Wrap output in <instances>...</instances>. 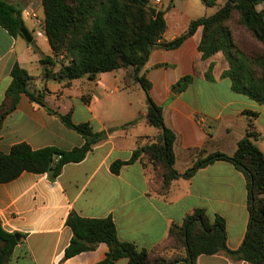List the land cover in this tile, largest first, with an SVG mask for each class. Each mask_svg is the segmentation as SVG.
Wrapping results in <instances>:
<instances>
[{
    "label": "crops",
    "instance_id": "obj_1",
    "mask_svg": "<svg viewBox=\"0 0 264 264\" xmlns=\"http://www.w3.org/2000/svg\"><path fill=\"white\" fill-rule=\"evenodd\" d=\"M4 1L18 7L21 13L23 10L29 13L21 17L33 42L26 41L23 35L13 36L0 26V105L11 82L10 69L17 62L34 76L29 82L32 91L48 90L43 99L48 108L58 114L71 110L75 123L89 122L94 131L105 132V137L94 144L82 161L64 165L54 180L47 173L23 171L16 178L0 183L1 227L19 235L6 264H95L103 260L108 252L104 242L93 250L64 257L72 237L66 218L72 211L84 217L111 216L120 240L151 248L166 237L171 223H180L192 209L203 208L209 216L218 213L225 218L227 245L237 248L249 220L248 187L243 173L228 161H215L198 169L189 179L174 180L170 192L160 196L149 191L148 176L139 161L122 166L117 174L111 172L113 161L129 159L136 147L158 132L145 121L143 90L137 86L126 88L120 69L121 73L112 70L99 73L95 80H82L79 87L65 80L73 97L80 102L82 115L76 118L74 104L61 110L59 102L70 95L51 85L52 77L43 78L44 66L40 63L42 56L52 55L43 29L42 1ZM162 1L159 8H164ZM164 17L166 40L174 39L191 20L198 18L176 6L165 8ZM200 37L201 27L176 48L152 49L141 71L146 72L151 84L153 100L162 106L165 125L176 136L174 167L179 173L192 165L199 151L234 153L237 142L245 135L246 111L257 113L254 122L260 136L256 143L264 152V103L235 92L230 79L220 76L227 67L221 52L201 58L197 48ZM210 63L214 64L213 81L205 77ZM58 68L57 64L54 71ZM187 74L194 76L193 81L183 89L175 86ZM51 95L59 102L50 101ZM133 120L136 121L127 124ZM206 120L215 124L207 128ZM21 141L34 149L54 145L69 150L82 145L84 139L46 107L21 94L0 129V150L8 152ZM197 263L247 264L223 254H201ZM110 264H127V258Z\"/></svg>",
    "mask_w": 264,
    "mask_h": 264
},
{
    "label": "trees",
    "instance_id": "obj_2",
    "mask_svg": "<svg viewBox=\"0 0 264 264\" xmlns=\"http://www.w3.org/2000/svg\"><path fill=\"white\" fill-rule=\"evenodd\" d=\"M41 1L43 29L52 50V55L40 58L44 66L43 78L71 81L86 77L95 80L99 73L120 69L124 72L126 88L137 86L144 92L145 121L158 132L144 145L136 147L129 159L113 161L111 172L117 174L122 166L139 161L148 176L149 191L165 196L174 180L179 177L189 179L198 169L224 160L243 173L248 187L249 220L237 248L227 245L225 218L218 213L209 216L203 208H194L180 223H171L166 237L151 248L120 240L111 216L84 217L72 211L66 218L72 237L64 257L93 250L104 242L108 246L106 257L95 264H110L121 257L127 258V264H198L197 258L201 254H223L233 261L264 264V152L256 143L260 136L254 122L257 113L245 112V135L237 142L234 153L203 154L204 151H199L192 165L179 173L174 167L176 136L164 123L162 106L151 96L146 72H141L152 49L176 48L201 27L197 45L201 58L207 59L221 52L227 67L220 76L230 79L235 92L264 103V50L246 51L231 28V23H235L264 46V6L257 8L264 0H225L213 14L191 20L187 28L171 40L164 38L167 29L165 9L153 5L151 0ZM202 2L212 7L218 0ZM0 26L13 36H22L21 29L25 28L19 8L4 0H0ZM57 64L59 68L55 72ZM213 67L210 63L205 72L208 80H213ZM10 76L11 82L0 105V129L6 116L16 108L21 94H26L30 101L46 107L64 125L78 132L84 142L66 150L54 145L34 149L21 141L12 145L8 152L0 150V183L16 178L23 171L47 173L54 180L64 165L82 161L94 144L105 137V132L94 131L89 122L75 123L71 110L58 114L48 108L43 101L48 90L32 91L29 82L34 76L17 62L13 63ZM193 79L191 74L184 75L175 86L183 89ZM18 241L15 233L3 230L0 224V264L7 263Z\"/></svg>",
    "mask_w": 264,
    "mask_h": 264
},
{
    "label": "rangeland",
    "instance_id": "obj_3",
    "mask_svg": "<svg viewBox=\"0 0 264 264\" xmlns=\"http://www.w3.org/2000/svg\"><path fill=\"white\" fill-rule=\"evenodd\" d=\"M151 1H153V0H151ZM224 2H225V0H218L217 4L212 6V7L205 6V4H203L202 0H163L161 4L163 5L164 9L176 6V8H178L179 11L181 10V11L186 12V13L196 14L198 17H203V16H209V15L213 14L219 8V6L221 4H223ZM151 3L153 5L159 7L158 6L159 4H157L156 2H151ZM262 6H264V4L259 5L257 8L260 9ZM231 28L235 32L237 40L239 41V43L243 49H245L246 51H251V52H261L262 50H264V46L260 42L255 40L252 36H250L244 29L236 26L235 23H231ZM36 37L39 41L42 40V37L41 38L38 36H36ZM118 73H121V71L118 70ZM212 76H213V71H212ZM54 79L52 78L49 80L51 85H56L58 88L64 89L65 91H67V93H68V95H70V97L65 98L63 101L59 102L55 95H51L49 100L52 102L58 101L61 110H64V109H66L67 106H72L74 104L75 116H76V118H80L82 115V111H81L80 105H79L80 102L76 98L73 97L72 90L68 89V87L65 85V82H66L65 80H67V79H61V80L58 78H54ZM82 80L87 82L86 77H83L81 79H74L71 81H73V84L75 86L79 87V83ZM213 80H214V77H213ZM212 85H215V84H212ZM220 85H222V84H220ZM77 95L81 96L80 90L77 92ZM205 123H206L207 128H209L211 126V124H215V122L210 121V120H206Z\"/></svg>",
    "mask_w": 264,
    "mask_h": 264
},
{
    "label": "water",
    "instance_id": "obj_4",
    "mask_svg": "<svg viewBox=\"0 0 264 264\" xmlns=\"http://www.w3.org/2000/svg\"><path fill=\"white\" fill-rule=\"evenodd\" d=\"M145 2H148L149 0H144ZM21 34L24 36L26 41L31 42L32 41V36L30 33L26 30V28L21 29ZM16 239H19V235L15 233Z\"/></svg>",
    "mask_w": 264,
    "mask_h": 264
},
{
    "label": "built area",
    "instance_id": "obj_5",
    "mask_svg": "<svg viewBox=\"0 0 264 264\" xmlns=\"http://www.w3.org/2000/svg\"><path fill=\"white\" fill-rule=\"evenodd\" d=\"M154 2H156L157 4H159L161 2V0H154ZM27 15H29V13L26 12L25 10H23L22 13H21V16H27Z\"/></svg>",
    "mask_w": 264,
    "mask_h": 264
}]
</instances>
